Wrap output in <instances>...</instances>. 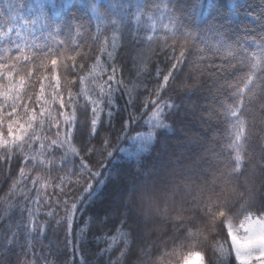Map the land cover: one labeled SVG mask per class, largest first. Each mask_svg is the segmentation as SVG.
<instances>
[{"label": "snow or ice", "instance_id": "6c2138e0", "mask_svg": "<svg viewBox=\"0 0 264 264\" xmlns=\"http://www.w3.org/2000/svg\"><path fill=\"white\" fill-rule=\"evenodd\" d=\"M250 8L5 0L0 264H264V12L257 31Z\"/></svg>", "mask_w": 264, "mask_h": 264}, {"label": "trees", "instance_id": "16d2710c", "mask_svg": "<svg viewBox=\"0 0 264 264\" xmlns=\"http://www.w3.org/2000/svg\"><path fill=\"white\" fill-rule=\"evenodd\" d=\"M21 2H24V3H30L31 0H21ZM4 3H5V0H0V7H3L4 6ZM225 3V0H217V6L218 8H220L221 10H223V5ZM246 3L250 4L251 5V8L249 9V11H251L253 13V15L251 17H248V24H249V27L250 28H254L256 29L257 31H259V23L256 21V18L259 17L261 15L262 12H264V0H246ZM22 15H24L26 18L28 17V12L26 10H24L22 12ZM37 35L39 36V33H37ZM65 37H60V39H64ZM199 94H197L198 96ZM197 96H193L190 98V101H197ZM186 102H189V98H186ZM198 103H204V101H198ZM125 147H131V145L129 144H125L124 145ZM7 166L4 165L2 167H0V174H2L4 168H6ZM0 195H2V193H0ZM238 207V205H237ZM97 211H99V207H97L96 209ZM95 234H99L98 232H96ZM225 236H226V229L221 232V234L219 236L216 237V239H225ZM90 239H91V236H90ZM104 245L101 244L99 247H103ZM92 251L89 253V257L90 259L91 258H94L92 256V253H94L95 251H97L98 249L96 248L95 245H92ZM203 249L200 248V247H197L195 249H192V251H202ZM185 252L188 251V249H185L184 250Z\"/></svg>", "mask_w": 264, "mask_h": 264}, {"label": "rangeland", "instance_id": "374dc122", "mask_svg": "<svg viewBox=\"0 0 264 264\" xmlns=\"http://www.w3.org/2000/svg\"><path fill=\"white\" fill-rule=\"evenodd\" d=\"M193 264H198V261L194 259Z\"/></svg>", "mask_w": 264, "mask_h": 264}]
</instances>
